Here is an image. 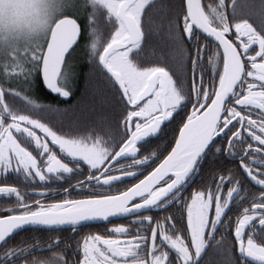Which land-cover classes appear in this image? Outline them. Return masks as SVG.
Segmentation results:
<instances>
[{"label":"snow or ice","instance_id":"1","mask_svg":"<svg viewBox=\"0 0 264 264\" xmlns=\"http://www.w3.org/2000/svg\"><path fill=\"white\" fill-rule=\"evenodd\" d=\"M6 12L24 22L0 30V264H264V0Z\"/></svg>","mask_w":264,"mask_h":264},{"label":"trees","instance_id":"2","mask_svg":"<svg viewBox=\"0 0 264 264\" xmlns=\"http://www.w3.org/2000/svg\"><path fill=\"white\" fill-rule=\"evenodd\" d=\"M86 57L84 56L82 58V60L80 61V65L81 67H79V73H80V79L77 81L76 84V92H75V97L70 99L68 101V104H75L76 100L79 99L83 94H84V89H85V79H84V75L87 73L88 68L86 66ZM38 90L39 93L41 94L39 98V102L41 103H45V104H52L55 105L61 109L66 108L68 106V104H64V103H59L58 102V98L55 96V94H51L50 92H48L42 85L41 83H38ZM35 98V97H34Z\"/></svg>","mask_w":264,"mask_h":264},{"label":"flooded vegetation","instance_id":"3","mask_svg":"<svg viewBox=\"0 0 264 264\" xmlns=\"http://www.w3.org/2000/svg\"><path fill=\"white\" fill-rule=\"evenodd\" d=\"M9 184H13V181L10 180L9 181ZM0 203H2V202H0ZM111 226L112 225H109V227H111ZM84 231L85 232H88V231L95 232V231H97V229L95 227L85 228ZM49 235H54V234L53 233H49L47 230L37 231V230H34V229H27L25 231H22L20 233V235H18L16 237V239L18 241L19 240H27L28 241V245H31L33 243L32 237L33 236H38L40 238L39 241H38V243H40L41 246H46V244H47V237ZM36 258H40V257H36Z\"/></svg>","mask_w":264,"mask_h":264},{"label":"clouds","instance_id":"4","mask_svg":"<svg viewBox=\"0 0 264 264\" xmlns=\"http://www.w3.org/2000/svg\"><path fill=\"white\" fill-rule=\"evenodd\" d=\"M24 22L22 14L6 12L0 15V30H12L18 28Z\"/></svg>","mask_w":264,"mask_h":264},{"label":"rangeland","instance_id":"5","mask_svg":"<svg viewBox=\"0 0 264 264\" xmlns=\"http://www.w3.org/2000/svg\"><path fill=\"white\" fill-rule=\"evenodd\" d=\"M84 57V54L83 53H81L80 54V58L78 59V61H77V63L78 64H80V61L82 60V58ZM77 71H79V68L77 69ZM38 83L36 84V85H34V87H33V92H34V94H35V97H41L40 95V93H39V90H38ZM39 99H42V98H39Z\"/></svg>","mask_w":264,"mask_h":264},{"label":"water","instance_id":"6","mask_svg":"<svg viewBox=\"0 0 264 264\" xmlns=\"http://www.w3.org/2000/svg\"><path fill=\"white\" fill-rule=\"evenodd\" d=\"M46 89V88H45ZM47 90V89H46ZM48 91V90H47ZM49 92V91H48Z\"/></svg>","mask_w":264,"mask_h":264}]
</instances>
